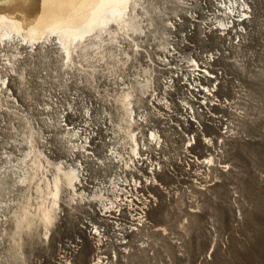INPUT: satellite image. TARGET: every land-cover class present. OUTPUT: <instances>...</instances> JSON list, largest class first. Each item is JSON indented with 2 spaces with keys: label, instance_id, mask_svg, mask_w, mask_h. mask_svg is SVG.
Returning a JSON list of instances; mask_svg holds the SVG:
<instances>
[{
  "label": "rangeland",
  "instance_id": "obj_1",
  "mask_svg": "<svg viewBox=\"0 0 264 264\" xmlns=\"http://www.w3.org/2000/svg\"><path fill=\"white\" fill-rule=\"evenodd\" d=\"M181 1L184 8L144 0L151 25L134 42L120 38L130 55L121 61L90 53L68 67L51 46L0 53V77L11 91L0 93V264H264V0ZM3 54L15 57L13 70ZM170 76L172 87L165 84ZM127 92L131 123L122 105ZM65 106L73 109L70 124L83 120V108L98 117L93 121L108 112L133 155L159 160L153 176L145 160L138 166L152 197L141 227L133 215L117 220L90 211L102 197L95 192L87 202L78 173L83 160L101 157L106 136L90 157L61 124ZM29 129L53 162L78 169L82 197L61 194L47 237L37 219L16 228L42 185L40 170L29 181L20 177L33 172L30 159L20 160L29 151ZM148 130L159 144L141 150ZM87 222L99 223L103 235H90Z\"/></svg>",
  "mask_w": 264,
  "mask_h": 264
},
{
  "label": "bare ground",
  "instance_id": "obj_2",
  "mask_svg": "<svg viewBox=\"0 0 264 264\" xmlns=\"http://www.w3.org/2000/svg\"><path fill=\"white\" fill-rule=\"evenodd\" d=\"M143 1L144 0H0V53L8 49L16 50L19 46L31 47L34 48V50L51 46V49H55V51L61 55L62 60H65L64 63L68 67L76 65L78 62L75 60L76 57L86 58L90 53L99 55L101 58H103L105 54H108L116 61H121L120 55H124L127 58H129L130 55L126 49L120 46V38L125 39L126 37L134 42L135 36L141 35L142 33L145 34L146 26L151 25L150 18H143L147 13L142 6ZM170 1L184 8V2L181 0ZM226 9L228 10V8ZM139 10H142V12ZM117 51L120 53L118 54ZM3 56H5V66L8 65V67L13 70L14 63L16 62L15 57L8 54H3ZM0 82V93L10 94L11 91L7 88L6 82L2 77H0ZM2 87L5 92L2 91ZM146 87L147 85L145 84L143 88ZM207 91L210 90L207 89ZM130 97V93H125L122 105L128 117H130L131 123V119L135 117H132L133 108L131 106ZM140 118L143 119L144 117ZM132 123L134 124L135 122ZM29 130V151L25 152L20 160L21 162H25L27 158L30 159L33 172L30 176L27 173V176L24 175L20 177L23 182L29 181V178L36 177L37 171L40 170L42 174L40 182L42 185L36 186V190L40 194L36 206L32 211L30 210L31 204H25L23 206L22 218L17 221L16 228H19L22 222L28 226L33 219H37L42 225L44 236L47 237L49 234V226L55 220L58 212L57 209L60 205L59 200L61 194L66 191L69 199L82 197L75 188V182L78 181V169L75 165H72V163L66 166L59 161L53 162L45 152L40 150L33 143V137H39V133L33 131V129ZM71 132V137L79 140L80 137L77 136L74 131ZM150 132L154 140L156 133L153 131ZM129 135L134 146L133 150L135 151L138 148L137 138H135L134 133H130ZM84 145L87 146L85 143ZM84 145H80L79 147L86 151L87 148H85ZM6 157L9 156L5 155L4 158ZM2 158L3 156L0 155V159ZM204 160L213 162L212 157L204 158ZM78 166L80 165L78 164ZM49 167H52L53 170H51L50 177H47L44 170L46 171ZM78 176H80V173H78ZM42 193L44 195H42ZM99 264H101L100 259Z\"/></svg>",
  "mask_w": 264,
  "mask_h": 264
},
{
  "label": "built area",
  "instance_id": "obj_3",
  "mask_svg": "<svg viewBox=\"0 0 264 264\" xmlns=\"http://www.w3.org/2000/svg\"><path fill=\"white\" fill-rule=\"evenodd\" d=\"M244 19L245 18L242 17L239 20L243 21ZM172 50L175 51V49ZM213 60L214 59L211 61ZM168 64L169 63L167 62V64L164 65L167 69L168 66H170ZM167 80L168 81H166L165 84H171L170 87H172L174 82L173 77L170 76V79ZM156 92L157 89L155 93ZM162 93L165 94L164 91ZM162 99L166 103L165 106L169 108L170 103L167 98L163 97ZM155 103L159 104L158 102ZM71 111H73L71 107L65 106L61 117V124H64L63 127H65L66 130L74 131L77 136L80 137L77 141L78 145H84V143L87 144V146L84 145V147L90 152L88 154L90 157L93 156L92 150L96 145L102 143V139L100 138L101 133L106 136L105 141L103 142V144H105V146L103 145L105 149L103 154L101 157L95 155L100 159L97 160L95 159V156H93L92 159L89 160L91 161L89 163L83 160L84 165L80 168L79 179L82 181V184L79 182L77 186L84 189V199L88 198L91 200V195L95 192H99L103 201L101 203L102 205L93 201L96 206L90 211H95L99 217L107 215L108 217H113L117 220L119 219L118 217L124 213L133 215L136 222L135 225L141 227L144 223L145 212L150 207V198L152 197L144 194L146 191V184L138 177L139 172L141 171L138 166L143 164L140 162L141 160H145L144 163L147 162L148 166H150L148 173L153 176L154 171L159 170V160L156 156L151 158L149 152H146L144 155H133L129 146L122 141L123 134L121 135V131L117 130L115 126V129H113V126L110 123L112 119L108 112L103 111L100 118L97 121H93V118L98 117L91 115L92 112L89 107L83 108L80 111L83 120L70 124V122L66 120V115L71 113ZM98 121L100 126H96ZM138 136H141L139 135V132ZM143 142L146 145L144 147L141 145V150L148 148V144H154L156 147L159 144H155L154 140L151 139L149 130L146 133L145 139L143 136L140 137V143ZM124 159L127 160L126 163H124ZM63 161L65 162V160ZM88 199H86L87 202ZM87 225L90 235L95 237L101 236L105 232V229L99 225V223L87 222Z\"/></svg>",
  "mask_w": 264,
  "mask_h": 264
}]
</instances>
